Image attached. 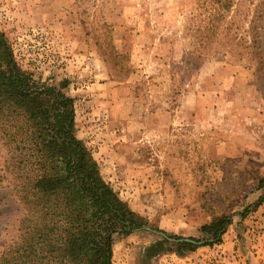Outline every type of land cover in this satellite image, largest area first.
I'll use <instances>...</instances> for the list:
<instances>
[{"label": "rangeland", "instance_id": "1", "mask_svg": "<svg viewBox=\"0 0 264 264\" xmlns=\"http://www.w3.org/2000/svg\"><path fill=\"white\" fill-rule=\"evenodd\" d=\"M0 30L35 78L68 80L77 136L150 224L189 238L233 214L182 255L148 257L150 226L120 235L113 264H264V0H0ZM6 156L0 252L20 219Z\"/></svg>", "mask_w": 264, "mask_h": 264}, {"label": "trees", "instance_id": "2", "mask_svg": "<svg viewBox=\"0 0 264 264\" xmlns=\"http://www.w3.org/2000/svg\"><path fill=\"white\" fill-rule=\"evenodd\" d=\"M67 86V79L55 84L22 68L0 30V143L7 154L4 178L20 209L18 236L0 252V264H113L116 237L145 226L165 234L149 245L148 257L222 243L233 214L202 224L190 241L150 224L118 195L76 134L75 99ZM263 199L264 192L253 206Z\"/></svg>", "mask_w": 264, "mask_h": 264}, {"label": "water", "instance_id": "3", "mask_svg": "<svg viewBox=\"0 0 264 264\" xmlns=\"http://www.w3.org/2000/svg\"><path fill=\"white\" fill-rule=\"evenodd\" d=\"M186 240L193 241V240H191V239H189V238H187ZM197 243H198V244H201V243H202V241H198Z\"/></svg>", "mask_w": 264, "mask_h": 264}]
</instances>
